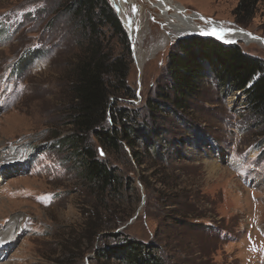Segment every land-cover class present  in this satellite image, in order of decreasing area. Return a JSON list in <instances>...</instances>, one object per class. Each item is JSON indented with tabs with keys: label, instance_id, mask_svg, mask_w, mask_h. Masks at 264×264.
Here are the masks:
<instances>
[{
	"label": "rangeland",
	"instance_id": "374dc122",
	"mask_svg": "<svg viewBox=\"0 0 264 264\" xmlns=\"http://www.w3.org/2000/svg\"><path fill=\"white\" fill-rule=\"evenodd\" d=\"M107 1L115 13L122 2L141 27L131 39L116 13L127 44L101 29L126 69L122 88L113 81L121 90L103 125L119 123L108 115L115 107L140 129L162 128L164 139L109 150L88 134L121 179L104 190L84 180L79 158L57 145L70 132L65 77L83 35L63 13L64 0H0V236L13 237L0 264H128L97 253L128 240L147 247L156 264H264V121L244 93L204 77L179 117L148 106L169 84L168 53L192 36L175 35L173 25L215 22L264 39V0H250L249 10H236L240 0ZM222 43L264 63L259 40ZM33 51L31 62L23 58Z\"/></svg>",
	"mask_w": 264,
	"mask_h": 264
},
{
	"label": "trees",
	"instance_id": "16d2710c",
	"mask_svg": "<svg viewBox=\"0 0 264 264\" xmlns=\"http://www.w3.org/2000/svg\"><path fill=\"white\" fill-rule=\"evenodd\" d=\"M252 6L250 0H240L236 10H249ZM62 8L74 28L83 35V40L65 77V91L68 92L66 124L70 132L58 138L57 145L67 146L72 155L79 158L81 177L88 183L100 190L113 183L118 187L121 178L104 158L97 155L88 143V134L94 135L104 149L118 150L122 141L133 146L139 137L153 146L157 140L164 139L159 137L162 128L140 129L135 125L136 118L115 107L108 115L115 123L117 117L119 123L115 128L103 125L108 106L112 104L109 103L111 96L123 87L120 82L125 78L126 69H122L121 60L114 58L103 45L101 29L108 27L127 44L125 31L107 0H64ZM57 17L55 15L53 20ZM238 23L242 21L238 20ZM126 48L128 50V45ZM26 56L23 58L31 62L36 55L33 51ZM166 71L169 84L160 93L159 101L148 103L149 107L163 108L179 117L180 110H185L188 101L197 96L201 79L208 77L214 78L222 88L241 90L251 111L264 121V63L246 54L239 45H226L212 37L180 38L168 53ZM113 81L119 83L120 88ZM189 129L195 136L196 130L187 123L186 130ZM87 226L94 230L99 228L92 222ZM97 253L106 258L113 255L128 264H156L152 252L133 240L115 245L111 250L97 249Z\"/></svg>",
	"mask_w": 264,
	"mask_h": 264
},
{
	"label": "bare ground",
	"instance_id": "6f19581e",
	"mask_svg": "<svg viewBox=\"0 0 264 264\" xmlns=\"http://www.w3.org/2000/svg\"><path fill=\"white\" fill-rule=\"evenodd\" d=\"M164 7L168 8L166 6H164ZM115 9H116L117 15H119L120 18L122 19V20L120 19L122 22V25L124 26L125 29L127 28L126 31H128L129 37H131V39H133L134 36L139 35L140 34L139 31H140V27H141L140 23L137 25H134L132 23V20L129 17V15H128L125 7H124V4H122V2L121 3L119 2L118 5H115ZM171 9H173V8L171 7ZM182 17L184 18V20L188 19V18L192 19V17H189L187 15H182ZM218 25L219 24H212L209 27L199 26L197 28L193 23L187 22L184 26L173 25L172 28L175 30V32H177V33H175V35H176L178 33L179 34H185V33H190V32H202L204 30L211 31L212 29H215L214 26L217 27ZM223 28H225V30L217 29L218 31H220L223 39H227V40L241 39V40H245V41H249V40L257 41L258 40L256 37H253L251 35H247L246 33H243L242 31L240 32V31H236L234 29H230V28H226V27H223ZM180 32H182V33H180ZM135 51H137V55H136L137 62L140 64V61L143 59V55L140 54L139 49H136ZM10 232H11V230H10ZM12 239H13V237L10 236L9 232L7 233L6 236H0V254H2L1 252H2L3 248L5 246H8L9 243L12 242Z\"/></svg>",
	"mask_w": 264,
	"mask_h": 264
},
{
	"label": "water",
	"instance_id": "95a60500",
	"mask_svg": "<svg viewBox=\"0 0 264 264\" xmlns=\"http://www.w3.org/2000/svg\"><path fill=\"white\" fill-rule=\"evenodd\" d=\"M165 10H167V8H164V11ZM189 17H192V16H189ZM212 24H218V23H215V22H212L211 23V25ZM234 30H236V31H242L243 33H246L247 34V32H245L244 30H241V29H234ZM189 34H192V35H199V36H202V37H212V38H214V39H216V40H219V41H221V42H226L227 43V41H229V40H222V39H217V38H215V37H213V36H210V35H208V36H206V35H201V32H190ZM247 35H251V36H253V37H256V36H254L253 34H247ZM183 36V35H182ZM182 36H177V38H180V37H182ZM261 43H263L264 44V39H262V38H259V37H256ZM229 43V42H228Z\"/></svg>",
	"mask_w": 264,
	"mask_h": 264
},
{
	"label": "snow or ice",
	"instance_id": "6c2138e0",
	"mask_svg": "<svg viewBox=\"0 0 264 264\" xmlns=\"http://www.w3.org/2000/svg\"><path fill=\"white\" fill-rule=\"evenodd\" d=\"M201 35H206V36L210 35V36H213L217 39H223L220 31H218L217 29H212L211 31L204 30L201 32ZM101 155H103L102 150H101Z\"/></svg>",
	"mask_w": 264,
	"mask_h": 264
}]
</instances>
